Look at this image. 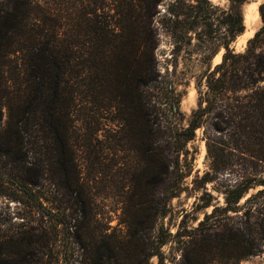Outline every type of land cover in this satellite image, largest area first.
Returning <instances> with one entry per match:
<instances>
[{
    "label": "trees",
    "instance_id": "16d2710c",
    "mask_svg": "<svg viewBox=\"0 0 264 264\" xmlns=\"http://www.w3.org/2000/svg\"><path fill=\"white\" fill-rule=\"evenodd\" d=\"M61 1L58 9L49 1L0 0V196L40 217L37 225L0 227V242H7L0 264H30L62 236L83 249V264H117L124 255L95 232L98 176L87 177L84 168L99 172L104 148L97 146L108 138H99L98 126L84 131L92 114L112 115L121 133L116 142L140 157L118 179L128 189L122 202L130 242L141 247L124 252L163 260L169 237L158 230L152 240V232L182 191L181 161L200 128L210 160L204 183L224 171L238 178L222 191L225 205L178 235L188 238L180 264H239L263 252L264 3L261 27L237 52L231 45L246 30L247 0H230L219 13L211 0H171L163 11L164 0ZM160 30L174 54L194 39L204 49L198 105L187 125L178 121L180 99L162 101L176 91L178 63L166 67L171 77L160 85ZM251 189L257 191L244 200Z\"/></svg>",
    "mask_w": 264,
    "mask_h": 264
},
{
    "label": "rangeland",
    "instance_id": "374dc122",
    "mask_svg": "<svg viewBox=\"0 0 264 264\" xmlns=\"http://www.w3.org/2000/svg\"><path fill=\"white\" fill-rule=\"evenodd\" d=\"M39 1L41 3L49 1L58 9L62 7L61 0ZM98 1H100L99 4H101L102 1L110 2L111 0ZM170 1L171 0H164L162 4L159 5L160 10H165L166 5ZM211 1L216 6V9H218V13L219 9H226L230 3V0ZM262 3H264V0H247V3L244 5L246 30L243 34L238 36L231 45L237 52L245 50L248 40L253 37L255 32L261 27L262 20L260 17L259 6ZM192 37H196V35H193ZM196 41L197 40L194 39V44L192 46H187L182 52L174 54L170 37L166 33L161 32L160 43L157 50L160 67L164 76L162 78L163 83L160 85L165 86L169 77H171L170 75L167 76L166 67H173L175 63H178V78L176 79L175 85L176 91L175 93H166L167 96L164 94L162 101L169 103V101H174L176 98L180 99L179 107L181 114L178 117V121L184 125H187L190 120L193 109L197 108L199 94L196 80L206 69L205 63L200 60L204 49L195 45ZM223 52L224 49L222 48L213 58V66L222 60ZM262 83H264V81H262ZM157 91L158 90L156 89L155 92ZM166 92L168 91L166 90ZM4 111L5 116L2 125L7 118L6 109H4ZM92 115L93 117L87 120L89 121L88 124L86 122V125L81 123V125L86 127L84 128V131L89 133L93 128L98 126L101 128L98 131L99 138H108V141H105V144L100 143L97 146L98 149L99 147L104 148L101 152L102 157H100V164L97 166L99 172L92 174L88 171V168H84L87 177L92 178L98 176V180L94 183L96 186L95 191L97 193L95 206L97 217L94 224L96 227L95 232L99 235H103L105 241L118 244L120 254L123 253L124 255L118 256L117 264H180L182 249L185 246L183 241H187L188 238L180 239L178 235L180 233L192 232L194 228L198 226L199 221L204 218L205 214L211 213L215 205H225L224 194L222 191H224L229 183H235L238 177L235 173L229 175L230 173L228 171L214 175L211 173L215 176V180L213 182L204 183L203 178L206 172L210 170V160L207 157V144L204 136V129H198L195 139L188 143V148L190 150L188 158H182L181 161V171L185 174V177L180 182L182 191L178 196L170 200L168 215L158 218L156 228L152 232V240L155 238L158 230H160L163 235L169 237V242L162 248L164 254L163 260H159L158 257L154 256L147 262L139 253L130 255L126 250L124 252L125 248L127 249L132 246L139 252L141 251V247L138 245L139 243L136 244L135 242H130L132 240V237H130V229L127 223L124 222L128 215L125 210V204L122 202V195H124L128 189L121 187L120 184H118V179H120V169L124 172L127 163H131V161L139 162L140 157H131L134 152L129 150L128 145L123 146L116 142L117 137H119L121 133L119 132L118 123H114L111 120L112 115L107 116L106 114H102L105 118H101V116L99 117L98 114ZM97 118V122H100V124L95 122V119ZM84 131L82 130L81 134H84ZM107 145L109 148H105ZM80 155L84 156V153L81 152ZM115 158L123 159L120 160V163H115ZM84 165L86 166V163H84ZM214 187H218L219 190ZM153 191L157 192V189H154ZM206 191L212 196H207L205 194ZM256 191L257 189H251L244 200ZM203 195L207 199H212V205L208 207L204 206L206 201L202 198ZM244 200H242V202ZM22 216H24V218H21ZM39 218V216L36 218L32 216L28 208L24 207V205H20L18 202H15L10 198L0 196V227L2 230L15 229L19 223H24L26 225L29 224L30 226L37 225ZM170 234L171 236H169ZM60 239L61 240L56 242V244H53V252H50L49 248H40L39 252H37L38 258L34 257L36 260L32 258V262L29 263L83 264V249L79 248L80 246H77L70 239L63 236ZM6 245L7 242L1 241L0 251H2ZM214 264L219 263L215 262ZM239 264H264V251L242 260Z\"/></svg>",
    "mask_w": 264,
    "mask_h": 264
},
{
    "label": "bare ground",
    "instance_id": "6f19581e",
    "mask_svg": "<svg viewBox=\"0 0 264 264\" xmlns=\"http://www.w3.org/2000/svg\"><path fill=\"white\" fill-rule=\"evenodd\" d=\"M246 34V33H245Z\"/></svg>",
    "mask_w": 264,
    "mask_h": 264
}]
</instances>
